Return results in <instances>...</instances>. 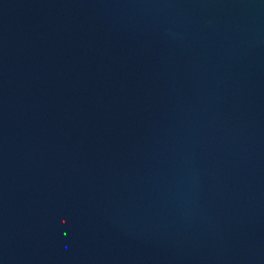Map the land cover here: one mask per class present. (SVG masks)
Returning <instances> with one entry per match:
<instances>
[{
  "label": "water",
  "instance_id": "water-1",
  "mask_svg": "<svg viewBox=\"0 0 264 264\" xmlns=\"http://www.w3.org/2000/svg\"><path fill=\"white\" fill-rule=\"evenodd\" d=\"M0 264H264V0H0Z\"/></svg>",
  "mask_w": 264,
  "mask_h": 264
}]
</instances>
